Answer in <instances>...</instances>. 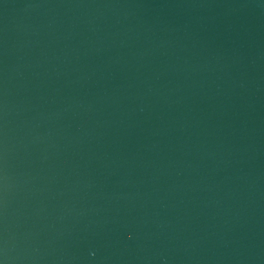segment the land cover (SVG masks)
Returning a JSON list of instances; mask_svg holds the SVG:
<instances>
[{
    "label": "water",
    "instance_id": "water-1",
    "mask_svg": "<svg viewBox=\"0 0 264 264\" xmlns=\"http://www.w3.org/2000/svg\"><path fill=\"white\" fill-rule=\"evenodd\" d=\"M0 264H264V0H0Z\"/></svg>",
    "mask_w": 264,
    "mask_h": 264
}]
</instances>
